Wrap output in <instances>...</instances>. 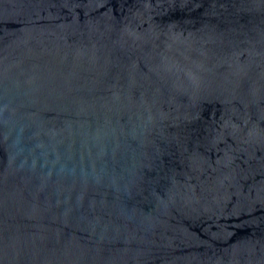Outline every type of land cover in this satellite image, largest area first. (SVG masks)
I'll list each match as a JSON object with an SVG mask.
<instances>
[{"label":"water","instance_id":"water-1","mask_svg":"<svg viewBox=\"0 0 264 264\" xmlns=\"http://www.w3.org/2000/svg\"><path fill=\"white\" fill-rule=\"evenodd\" d=\"M0 264H264V0H0Z\"/></svg>","mask_w":264,"mask_h":264}]
</instances>
